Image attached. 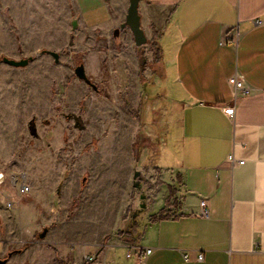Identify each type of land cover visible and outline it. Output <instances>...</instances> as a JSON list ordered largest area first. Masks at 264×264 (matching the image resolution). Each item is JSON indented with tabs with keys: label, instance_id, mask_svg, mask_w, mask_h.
<instances>
[{
	"label": "crops",
	"instance_id": "0c3cea01",
	"mask_svg": "<svg viewBox=\"0 0 264 264\" xmlns=\"http://www.w3.org/2000/svg\"><path fill=\"white\" fill-rule=\"evenodd\" d=\"M5 3L16 16L22 42L21 50L17 41L12 43L5 57L20 60L41 52L25 67L2 60L22 82L0 86L6 98L0 103V161L13 155L15 121L28 120L24 113L31 96L33 104H47L51 84L70 81V109L78 111L84 104L85 126L81 138L72 142L77 131L68 136L67 121L57 122V153H69V137L72 154H77L65 180L66 169L57 164L55 183L64 185L60 204H68L77 192L79 174L87 170H79L80 160L90 153L100 154L107 171L117 152L125 187L115 212L102 221L92 218L96 229L87 236L84 206L74 220L40 229V219L45 223L51 222L49 216L57 217L58 210L51 213L52 197L40 189L19 206L20 198L14 200L19 196L9 194L5 182L0 195L13 199L18 225L5 221L4 231L0 229V258L6 264H81L85 255L96 253L95 264H140L138 255L126 257L132 244L142 255L149 249L144 264H264V0H140L148 39L141 47L128 27L120 30L129 0ZM235 36V42H223ZM50 51L59 54L58 62ZM73 56L81 57L97 90L75 75ZM31 73L37 76L33 83L44 88H31ZM233 78L251 92L236 97ZM100 90L106 96L98 97ZM228 106H235L234 116L225 113ZM144 114L155 122L160 138L154 149L137 147ZM70 117L78 122L76 115ZM94 139H100L97 146ZM240 160L245 162L238 164ZM136 174L145 184L135 182ZM27 177L34 178L32 173ZM105 179L108 185V175ZM142 185L147 194L135 202L130 232L137 236L132 240L117 232L132 204L133 187ZM202 200L209 204L208 219L200 214ZM3 201L0 216L7 218L13 209L3 208ZM108 233L112 235L103 242Z\"/></svg>",
	"mask_w": 264,
	"mask_h": 264
},
{
	"label": "rangeland",
	"instance_id": "374dc122",
	"mask_svg": "<svg viewBox=\"0 0 264 264\" xmlns=\"http://www.w3.org/2000/svg\"><path fill=\"white\" fill-rule=\"evenodd\" d=\"M5 1L6 0H0V86L4 88L6 87L7 81H9V83L12 85L16 84L17 86H21L22 82L21 76L18 77L17 72L13 68H9L2 62L5 56H9L7 52L9 51L12 43L15 44V42L17 41L18 49H22L21 32L19 31V27L17 26V21L15 18L16 16L13 10L11 11L10 8L6 5ZM70 28L74 27L72 26ZM1 41L4 45L1 43ZM40 52L41 51L37 52L35 55H33L34 57H32L36 58V56H38ZM27 57L29 56L22 58ZM73 57L74 64L71 68L74 70L76 65L82 63V59L80 56ZM28 69L30 70V72H36L32 67H28ZM34 76L35 75L31 73V88L33 85L37 88L43 87L41 83H33L32 79ZM68 82L70 81L55 80L51 84L50 101H46L47 104H42L41 106L35 105L32 103L33 97L31 96V103L29 105L28 114H26V111L24 113L25 117L28 115V120L24 121L20 117L18 121H15L13 132V155L6 162L0 161V165L4 167L2 169L7 173V176L16 175V173L18 172H24L26 173V176L27 173L28 175L29 173H32L34 176L33 180L29 179L28 181L31 187V192L25 195L18 194V190L13 183V179L10 180L7 178L6 184L8 185L9 190L7 188L6 190L12 196H19L16 198L14 197L16 203L18 202L17 198H20L19 206L24 205L23 202L25 201V196L31 195L32 193L40 189L43 190L42 192L44 194L52 197L51 213L57 214V212L55 211L58 210L57 217L52 218L49 216L51 222H48L46 220L45 223L42 219H40V229L45 226L52 228L57 225V221L66 222L74 220L75 215L78 213L80 208L84 206L83 214L86 215V217L89 219L87 221H84V223L87 222L85 225L87 226L89 233L86 234L87 236H89L92 230L96 229L95 224L97 223V221H93L92 218H97L102 221L101 218H104L105 215H107L108 213L113 214V212H115L117 201H122L125 187V171L123 170L124 166H122V161L119 159V154H117V152H115L114 154L115 164L111 169L109 168L107 171L105 169L106 166L99 159L100 154H97V152L90 153L88 156H84L82 160H80L79 170L84 167H86L87 170L85 172H81L80 174V171L78 172L79 178L77 183V192L74 193V196H72V200L70 199L68 204H60L59 200L60 196H62V187L64 185L61 183L59 186H57V183H55L57 164L61 163L63 168L66 169V174H64L63 177V180H65V175L68 176V174H71L73 172L75 166L73 159L77 155L72 154V150L69 146H73V140L81 138V132L83 131V128L85 126V121L82 117L85 108L84 104L81 105L78 111L70 109V103L68 101ZM0 95V103L3 104V102L6 100V98L2 97L4 95V92ZM44 95L45 90H42L41 88L39 97H43ZM104 96H106L105 93L100 90L98 93V97ZM4 107L6 108V110H8L7 103H4ZM72 111H74L76 114H73L74 112ZM43 113L46 115H43ZM73 115L79 117L78 122H76L73 117H70ZM143 116L144 119L142 117L140 121L141 129L137 138V147L139 149H142L143 147H146V149H154L160 139L158 138V134L155 129L156 127H154L155 122H153L151 118L148 119L149 115L147 118H145V114ZM63 119L67 121L66 134L70 136L71 131H77L76 134H78L77 137L75 136L72 139V142L69 141V137H66L65 139V145L67 146V152L69 153H57V122ZM75 123L78 124L77 127L75 126ZM99 141L100 139H94L92 143L97 146V142ZM67 155H71L72 158H69ZM106 175H108V185L105 182L107 180L105 179ZM141 176L139 174H136L135 182L137 184H140L141 181L142 184H145V181L141 179ZM66 184L71 186V183ZM146 186L147 185H145V187ZM145 187L144 185H142V188L136 186L133 187V191L130 195L132 204L127 210V214L122 219L121 229L117 232V235H125L126 238L135 240L134 235H136V233L133 231L130 232V229L134 227L133 219L136 218L137 215V210L135 209V207L137 206L135 202H138L142 195H144L145 193L147 194V190L145 189ZM104 189H106L105 193ZM114 190H117V196H115ZM36 197L39 196L36 195ZM105 197L109 199V203L107 202V204H109L108 207L107 205L105 206L106 203L103 204V199ZM0 199L6 200L2 203L5 206L3 208H7L8 210L13 209V212L9 213L11 214V217L9 216V214L7 215V218L9 219H7L6 217L2 218L0 216V229L4 231L3 224H5V221H7L8 225L16 227L18 225V220L13 218V214H16L14 211L15 204H13L12 208H8L6 204L9 201V198H6L4 194L0 195ZM12 200L13 199H11L10 201ZM33 201L35 200H32V202ZM32 202L31 205H33ZM54 206H56L57 209H55ZM112 206L114 207L113 209H111ZM39 209L42 211H46L44 203H40ZM112 216L114 215H111V217H109V222L111 221ZM76 226L77 229H82V224ZM110 235L112 234L108 233V235H104L105 241L103 242H106Z\"/></svg>",
	"mask_w": 264,
	"mask_h": 264
},
{
	"label": "built area",
	"instance_id": "2783aa9c",
	"mask_svg": "<svg viewBox=\"0 0 264 264\" xmlns=\"http://www.w3.org/2000/svg\"><path fill=\"white\" fill-rule=\"evenodd\" d=\"M228 39L235 42L237 40V36L231 37V38H225L223 42H227ZM232 82L237 91L235 92L236 97H238L239 95L241 96L243 94H249L251 92L249 87L243 86L241 83L238 82L237 78H233ZM235 109H236L235 106H228L224 110L227 115L234 116ZM231 160H233V162H236L233 158ZM244 162H245L244 160H240L238 161V164H243ZM7 178L10 180L13 179V183L18 190L17 191L18 194L25 195L31 192V187L27 180L26 173L18 172L16 173V175L7 176V173L3 169H1L0 170V186L3 185L7 181ZM13 204L14 202L8 201L6 205L8 208H12ZM200 214L202 217L206 219L210 217V208L206 200L201 201ZM148 252H149V249L146 251L144 255H142L141 249L131 244L129 245V248L127 250L126 257L130 258L132 255L136 254L140 258V264H144V258L147 256ZM202 259H203V256L199 255L198 260H202ZM83 260L84 261L81 264H95L98 260V255L96 253L87 254L85 255ZM187 260H189V258H187ZM105 264H114V263H105Z\"/></svg>",
	"mask_w": 264,
	"mask_h": 264
},
{
	"label": "water",
	"instance_id": "95a60500",
	"mask_svg": "<svg viewBox=\"0 0 264 264\" xmlns=\"http://www.w3.org/2000/svg\"><path fill=\"white\" fill-rule=\"evenodd\" d=\"M139 3L140 0H129V6L127 9V15L125 21L122 23L120 30L125 29L128 27L134 36V42L135 45L138 47L144 46L148 43V39L144 33V30L141 27V16L139 13ZM120 30L116 31V34L118 35ZM50 54L55 58L56 62L59 61V54L54 51H50ZM32 57L22 58L20 60L11 59L9 57H4L3 61L9 65H12L14 67H25L29 64V62L32 60ZM75 75L80 79L85 81L88 85L93 87L95 90H97L96 84H94L90 78L87 76L85 72V68L83 64H78L74 69ZM47 233V229H44L42 233H40V237L44 238ZM7 259L6 258H0V264H6Z\"/></svg>",
	"mask_w": 264,
	"mask_h": 264
},
{
	"label": "bare ground",
	"instance_id": "6f19581e",
	"mask_svg": "<svg viewBox=\"0 0 264 264\" xmlns=\"http://www.w3.org/2000/svg\"><path fill=\"white\" fill-rule=\"evenodd\" d=\"M106 192V189H104V193ZM114 193H115V196H117L118 194H117V190H114ZM107 202L109 203V199L107 198V197H105L104 199H103V204L104 203H106L105 204V206L107 205V207H108V205L109 204H107ZM115 203V202H114ZM113 207V206H112ZM112 207H111V209H112ZM105 213V212H104ZM105 215V214H104Z\"/></svg>",
	"mask_w": 264,
	"mask_h": 264
},
{
	"label": "flooded vegetation",
	"instance_id": "af4514ba",
	"mask_svg": "<svg viewBox=\"0 0 264 264\" xmlns=\"http://www.w3.org/2000/svg\"><path fill=\"white\" fill-rule=\"evenodd\" d=\"M14 251H11L9 254H13ZM15 253V252H14Z\"/></svg>",
	"mask_w": 264,
	"mask_h": 264
}]
</instances>
